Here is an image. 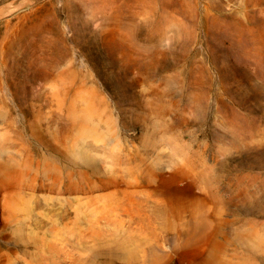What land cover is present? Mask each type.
<instances>
[{"label": "rangeland", "instance_id": "obj_1", "mask_svg": "<svg viewBox=\"0 0 264 264\" xmlns=\"http://www.w3.org/2000/svg\"><path fill=\"white\" fill-rule=\"evenodd\" d=\"M0 264H264V0H0Z\"/></svg>", "mask_w": 264, "mask_h": 264}]
</instances>
